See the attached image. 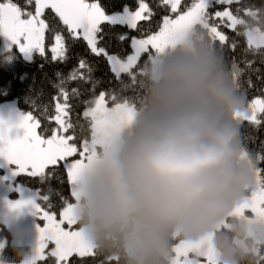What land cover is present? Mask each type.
Listing matches in <instances>:
<instances>
[{"label":"snow or ice","instance_id":"6c2138e0","mask_svg":"<svg viewBox=\"0 0 264 264\" xmlns=\"http://www.w3.org/2000/svg\"><path fill=\"white\" fill-rule=\"evenodd\" d=\"M213 3L225 5L223 11L210 12ZM233 3L239 5L240 0H158L157 8L169 14L163 15L156 25L158 30L153 31L151 18L155 13L145 0H138L135 11L125 5L122 12L111 14L98 0H23L22 3L20 0H0V66L9 68L21 59L32 62L36 55L47 60L46 51H50L51 61L65 62L71 47L83 42L91 54L105 58L117 80H121L123 75L129 78L130 84L125 85L126 88H140L154 56L172 45L186 30L195 27L221 56L224 74L242 99L241 110L233 114L238 128L245 121L249 127L259 128L264 126V91L248 100L242 94L247 91L242 77L247 70L259 71L253 69L249 54L259 55L264 63V10L237 7L233 12L229 10ZM216 20L221 23L217 24ZM140 21H148L149 27L143 30L142 38H131L129 54L111 53L103 44L104 24L137 30ZM221 24L244 38L245 47L241 49L239 59L225 56V48L234 53L238 45L236 40L227 43L229 38L220 30ZM117 38L125 41L128 36L124 33ZM143 54H147V60L140 65ZM43 66L40 65L41 69ZM92 71V66L81 57L67 78L60 79L56 85L57 94L53 97L54 114L45 109L36 115L34 113L38 109L33 107L30 111L16 112L14 117L0 116V180L8 183L11 189L22 192L24 186L17 181L21 175L42 185L52 179L60 180L58 170L62 168L66 170L71 196L75 200L74 185L82 169L132 120L137 97L130 98L117 91H101L98 96L92 94L83 101V117L87 121L90 139L77 135L78 125L70 119V99L83 94L82 84L92 83L95 88ZM71 81L77 82V87L70 88L68 83ZM246 83L249 88L253 87L250 77ZM244 139L254 141L255 137ZM77 140L81 142L77 144ZM239 142L242 158L252 164L254 183L233 208L232 215L264 222V168L258 166V162L264 161V141L260 142L259 150H249L241 141L239 132ZM76 154L80 159H71ZM53 191L50 185L47 192L40 188H27V198L21 195L20 199L7 201L11 209L30 207L33 215L44 221L43 226L37 228L35 247L30 255L24 257L22 264H48V261L51 264H83L85 258L95 260L98 256L103 257L99 264H120L118 256L94 245L79 228L74 202L61 195L58 215L52 210L54 205L50 195ZM41 200L46 208L42 207ZM253 252V264H264V244L257 245ZM168 264L218 262L209 237L196 240L177 237L170 242Z\"/></svg>","mask_w":264,"mask_h":264},{"label":"clouds","instance_id":"9594fccd","mask_svg":"<svg viewBox=\"0 0 264 264\" xmlns=\"http://www.w3.org/2000/svg\"><path fill=\"white\" fill-rule=\"evenodd\" d=\"M242 99L195 27L156 54L132 120L100 148L74 189L79 228L120 264H168L174 238L213 234L218 264H253L264 222L233 216L253 187L233 114Z\"/></svg>","mask_w":264,"mask_h":264},{"label":"trees","instance_id":"16d2710c","mask_svg":"<svg viewBox=\"0 0 264 264\" xmlns=\"http://www.w3.org/2000/svg\"><path fill=\"white\" fill-rule=\"evenodd\" d=\"M92 1V0H89ZM22 3L23 0H20ZM102 8L107 13L116 11H122L124 6L127 5L130 10L134 11L138 7V0H98ZM149 4V7L153 10L155 15L151 18V28L153 31L158 30L157 23L163 18V15L169 14L162 8H157L158 0H145ZM187 2V0H185ZM225 5L213 3L210 12L223 11ZM237 7L252 8L253 10H264V0H240L239 5L233 3L229 10L235 12ZM217 24L221 22L215 21ZM149 27L148 21L138 22V29L131 30L123 26L110 27L107 24L103 25L104 28V40L103 44L108 46V50L111 53H117L121 56L129 54L131 52V38H142L144 29ZM220 30L229 38L227 43H231L232 40L237 41L236 51L233 53L228 48H225L224 54L226 57L235 56L237 59L241 57V49L245 47V41L243 37L236 36V33L227 28L225 24H221ZM127 33L128 39L120 41L117 37L119 34ZM48 41H46V45ZM217 49L219 50V42L217 41ZM47 60L41 58L39 55L34 57V61L27 62L24 60H18L12 67L5 68L0 66V105L16 100L17 107L22 111H30L33 107L37 108L34 114L40 115L45 109L49 113L54 114L55 101L53 97L57 94L56 85L60 79H66L72 68L77 64L78 59L83 57L92 66V79L95 83L93 89L92 83L82 84V93L78 97L70 99L72 105L70 111V119L74 124H77L76 133L78 136H86L90 139V132L88 131L87 121L83 117L85 110L84 100L89 99L92 94L99 95L101 91L111 92L117 91L121 95L135 98L140 92V88L137 87H125L130 84L129 78L126 75L121 77V80H117L111 73L109 65L103 56L97 57L91 54L86 49L83 42L77 43L71 47L67 53L68 59L65 62H53L51 61L50 51H46ZM248 59L253 61V69H259V71L247 70L242 77L244 89H247L245 94L248 100H251L255 96L260 95L264 91V63L261 62L259 55H248ZM147 60V54H143L139 61L140 65ZM43 64L41 69L40 65ZM227 64V61H226ZM243 67V65H241ZM57 73H60V77H57ZM252 80L253 87L249 88L246 81ZM68 86L77 87V82L71 81ZM84 89L90 91L83 92ZM62 102V101H61ZM43 119V116H41ZM241 134V141L245 143L249 150H259L260 142L264 141V126L259 128H252L248 126V122L245 121L239 128ZM83 134V135H82ZM255 137V140L244 138ZM81 141L77 140V144ZM258 166L264 168V161L258 162ZM60 180L52 179L46 184H40L37 180L31 179L27 176L21 175L17 178V181L29 188H40L43 192H47L49 185L54 190L50 195V201L54 205L53 211L59 213L61 200L60 196L66 197L70 202L74 200L71 196V184L68 182L67 173L64 169L58 170ZM58 193V194H57ZM42 207L46 208L45 202L40 201ZM227 226H223L220 230L215 231V234L225 235ZM12 233L11 230L3 223L0 222V261L5 263H17L20 262L28 253L29 247L27 245H18L11 242ZM178 242V241H177ZM103 257H97L93 260L91 257L84 259L83 264H99V260ZM78 259V258H77ZM44 264V262H40ZM51 264V261H48Z\"/></svg>","mask_w":264,"mask_h":264},{"label":"rangeland","instance_id":"374dc122","mask_svg":"<svg viewBox=\"0 0 264 264\" xmlns=\"http://www.w3.org/2000/svg\"><path fill=\"white\" fill-rule=\"evenodd\" d=\"M16 112H22L17 107L16 100L8 101L0 105V116L14 117ZM71 159H80V157L78 154H76ZM27 188L29 187L24 186L22 192L18 193L16 190L11 189L8 183H5L3 180H0V222L5 224L11 230V242L13 244L27 245L29 247V253L26 256L30 255L33 248L35 247L38 238L37 228L38 226L42 227L44 221L41 218L33 215V211L30 207L25 206L19 209H11L8 207L7 201H15L17 199H20L21 195L27 198ZM72 202H74V200ZM221 225L227 226V222L225 223V221H221L215 226V229L220 228ZM214 233L215 232L213 231L205 235L210 238V245L213 251L214 249L212 246V238ZM23 259L17 263H5L0 261V264H22Z\"/></svg>","mask_w":264,"mask_h":264}]
</instances>
